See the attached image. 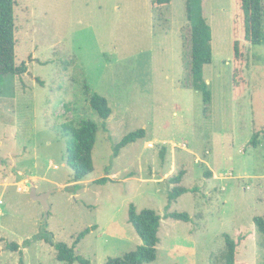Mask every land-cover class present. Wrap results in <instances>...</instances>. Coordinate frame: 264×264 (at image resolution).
Returning <instances> with one entry per match:
<instances>
[{
  "label": "rangeland",
  "instance_id": "rangeland-1",
  "mask_svg": "<svg viewBox=\"0 0 264 264\" xmlns=\"http://www.w3.org/2000/svg\"><path fill=\"white\" fill-rule=\"evenodd\" d=\"M15 1L16 61L28 71L0 76V264H69L46 238L72 246L88 227L77 255L91 264L123 257L142 244L131 204L162 215L157 259L145 264H225V234L240 228L254 235L238 259L264 264V234L253 220L264 215V43L244 41L236 96L235 0H203L213 36L209 103L191 85L186 0L159 11L151 0ZM94 92L112 108L106 120L91 107ZM83 119L99 129L93 171L75 182L65 127ZM141 128L145 136L115 155ZM181 170L188 191L170 202L166 178ZM29 182L39 194L53 191L48 216Z\"/></svg>",
  "mask_w": 264,
  "mask_h": 264
},
{
  "label": "trees",
  "instance_id": "trees-1",
  "mask_svg": "<svg viewBox=\"0 0 264 264\" xmlns=\"http://www.w3.org/2000/svg\"><path fill=\"white\" fill-rule=\"evenodd\" d=\"M172 0H151L155 11L170 5ZM237 14L233 18V87L236 96L243 93L244 77L243 69L245 64L244 41L253 45L264 43V0H235ZM15 0H0V76L2 75H23L28 71L26 62L16 61V24H15ZM187 19L190 23V74L191 85L202 93L206 103L211 102L212 92L209 83L204 76L205 66L212 63V28L204 14L203 0H186ZM242 36V37H241ZM91 107L98 112L104 120L112 114V108L108 99L98 92H94L90 98ZM99 124L92 119H83L78 126L67 125V160L75 170L74 181H80L93 171V150L97 140ZM145 129L141 128L126 135L117 145L115 155H118L121 148L145 136ZM258 134H254L250 143L257 145ZM164 150L161 152L164 158ZM185 170L166 178L170 185L169 201H176L188 189L183 185ZM206 176L211 171L205 172ZM108 177H101L95 183H104ZM164 217H172L177 220L189 222L191 216L184 212L167 211ZM254 223L259 231L264 234V215L255 216ZM129 221L133 224L142 244L134 251L126 253L123 257L110 258L105 264H145L157 259V245L159 243L158 232L161 226L162 215L153 209L137 210L131 204L129 210ZM92 228H95L92 227ZM91 232L86 228L77 235L72 246L65 242H55L52 238H46L57 249V259L69 264H91V262L75 252V247L85 236ZM254 233L240 228L235 236L226 233L225 264H245L238 259L239 246L247 239L252 238ZM7 248L12 251H20V244L10 242ZM23 264V259L20 260Z\"/></svg>",
  "mask_w": 264,
  "mask_h": 264
},
{
  "label": "water",
  "instance_id": "water-1",
  "mask_svg": "<svg viewBox=\"0 0 264 264\" xmlns=\"http://www.w3.org/2000/svg\"><path fill=\"white\" fill-rule=\"evenodd\" d=\"M29 187H30V196H31V198L33 200L40 201L43 204L44 209H45V215L48 216L49 215V210H50V205L48 203V198H49L50 194L53 191H48V192L39 194L37 192V187L34 184L29 182Z\"/></svg>",
  "mask_w": 264,
  "mask_h": 264
}]
</instances>
